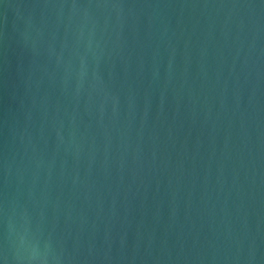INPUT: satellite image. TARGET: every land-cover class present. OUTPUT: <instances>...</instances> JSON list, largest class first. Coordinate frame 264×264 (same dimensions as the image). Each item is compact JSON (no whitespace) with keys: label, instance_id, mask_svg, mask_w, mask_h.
Instances as JSON below:
<instances>
[{"label":"water","instance_id":"obj_1","mask_svg":"<svg viewBox=\"0 0 264 264\" xmlns=\"http://www.w3.org/2000/svg\"><path fill=\"white\" fill-rule=\"evenodd\" d=\"M0 264H264V0H0Z\"/></svg>","mask_w":264,"mask_h":264}]
</instances>
